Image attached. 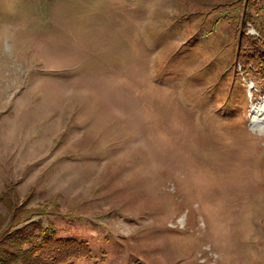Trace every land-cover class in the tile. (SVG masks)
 <instances>
[{"label":"rangeland","instance_id":"1","mask_svg":"<svg viewBox=\"0 0 264 264\" xmlns=\"http://www.w3.org/2000/svg\"><path fill=\"white\" fill-rule=\"evenodd\" d=\"M237 7L0 0L10 209L87 241L75 264H264V78L235 59Z\"/></svg>","mask_w":264,"mask_h":264},{"label":"trees","instance_id":"2","mask_svg":"<svg viewBox=\"0 0 264 264\" xmlns=\"http://www.w3.org/2000/svg\"><path fill=\"white\" fill-rule=\"evenodd\" d=\"M263 2L264 0H236V9L242 18V25L241 30L236 33L233 52L235 59L243 56L244 62L241 66L245 68V72L254 73L262 79L264 31L259 28L258 35H248L245 24L252 22L249 15L251 11L258 15L263 10ZM0 201L9 207L11 213L7 218L9 224L0 232V264H75L79 260L92 259V251L87 241L60 237L52 223L48 222L47 226H44L41 220L34 221L47 214L26 209L28 201L13 210L2 195ZM28 213V217H22ZM2 224L1 222L0 227Z\"/></svg>","mask_w":264,"mask_h":264},{"label":"bare ground","instance_id":"3","mask_svg":"<svg viewBox=\"0 0 264 264\" xmlns=\"http://www.w3.org/2000/svg\"><path fill=\"white\" fill-rule=\"evenodd\" d=\"M261 129H262V131L264 132V122H263V127H262Z\"/></svg>","mask_w":264,"mask_h":264}]
</instances>
